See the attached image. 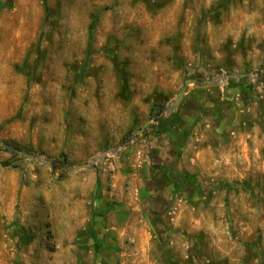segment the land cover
Wrapping results in <instances>:
<instances>
[{
  "label": "rangeland",
  "instance_id": "rangeland-1",
  "mask_svg": "<svg viewBox=\"0 0 264 264\" xmlns=\"http://www.w3.org/2000/svg\"><path fill=\"white\" fill-rule=\"evenodd\" d=\"M261 79L264 0H0V264H264Z\"/></svg>",
  "mask_w": 264,
  "mask_h": 264
},
{
  "label": "trees",
  "instance_id": "trees-1",
  "mask_svg": "<svg viewBox=\"0 0 264 264\" xmlns=\"http://www.w3.org/2000/svg\"><path fill=\"white\" fill-rule=\"evenodd\" d=\"M244 83V79H239L238 81H234L231 80L229 81V85L231 88H236L238 89L239 93L245 94L247 93L250 89L253 88V86L251 85H245ZM259 84H262L264 86V79L260 80L258 82ZM162 104L161 105H156V109L161 110L162 109ZM161 114L160 112H155L152 111V113L150 114L149 120L151 119H155L156 122L159 124L160 129L157 131L159 134H168L169 136V128L167 126H163V122L165 121V118L163 116L159 117ZM197 114H195V116H187L186 115V122L185 123H190L191 127L194 126L195 122L197 121ZM158 126V127H159ZM191 127L188 126L187 128H185L182 132L183 134V140H181L180 138H178V136L176 135H172L170 138V141L177 146H180L179 149L180 150H184L187 144V140L190 136V132H191ZM127 141H123V144H126ZM3 146L7 149V151L15 154L16 151H22L21 148L19 147V145L16 142L13 141H4L2 142ZM179 150V151H180ZM26 152H30V151H26ZM63 156V155H62ZM64 157V156H63ZM64 162H66V160L64 159ZM0 165L2 167H8L9 163L7 161H1Z\"/></svg>",
  "mask_w": 264,
  "mask_h": 264
},
{
  "label": "water",
  "instance_id": "water-1",
  "mask_svg": "<svg viewBox=\"0 0 264 264\" xmlns=\"http://www.w3.org/2000/svg\"><path fill=\"white\" fill-rule=\"evenodd\" d=\"M250 76H251V74H230V75L224 76L223 78L225 80H235V81H238L239 79H245V78H248ZM220 79H221V77L217 80V83H220ZM196 83H197V80L196 79L189 78V79L185 80L183 87L178 92V94H177L176 98L174 99L173 103L171 104V106L167 107L165 109V111L159 117L163 116L166 112H168V113L174 112L181 105V103L183 101V98H184V95L186 93L187 87L190 84H196ZM209 84L214 85V82H211ZM149 123H150V120H147L145 122V124L141 127V129L136 132V135H141L144 132V130L148 127ZM0 145L3 146L2 143H0ZM15 154H17L18 156H20L22 158H25L27 160H30V161H32L34 163H37V164L38 163H43V164L46 165V167H48L49 169H51L50 164L47 161H43L42 156H34V155H31V154L24 153L22 151H16ZM107 155H108V152H103L101 154V156L94 157L92 159L91 163L82 164L80 166L73 167V168H71V170H69L67 172V174H72V173H75L77 171L86 169L90 165H93V164L98 163L100 160H102L103 158L107 157Z\"/></svg>",
  "mask_w": 264,
  "mask_h": 264
}]
</instances>
